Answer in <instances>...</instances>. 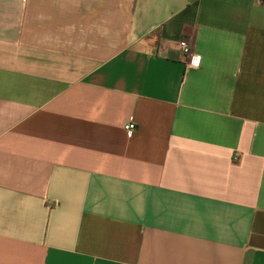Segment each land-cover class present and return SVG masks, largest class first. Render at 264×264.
Wrapping results in <instances>:
<instances>
[{"label":"crops","instance_id":"obj_1","mask_svg":"<svg viewBox=\"0 0 264 264\" xmlns=\"http://www.w3.org/2000/svg\"><path fill=\"white\" fill-rule=\"evenodd\" d=\"M263 1L0 0V264H264Z\"/></svg>","mask_w":264,"mask_h":264},{"label":"built area","instance_id":"obj_2","mask_svg":"<svg viewBox=\"0 0 264 264\" xmlns=\"http://www.w3.org/2000/svg\"><path fill=\"white\" fill-rule=\"evenodd\" d=\"M264 3V1H263ZM179 48L182 51L183 55L186 58V66L188 68H197L198 67V58L195 54L192 53L191 48L189 47V45L181 40L179 41ZM135 124L133 122V120H129L124 126L123 129L126 133V136L131 137V135L133 134V131L135 130Z\"/></svg>","mask_w":264,"mask_h":264}]
</instances>
